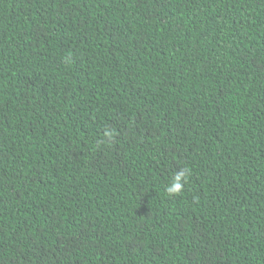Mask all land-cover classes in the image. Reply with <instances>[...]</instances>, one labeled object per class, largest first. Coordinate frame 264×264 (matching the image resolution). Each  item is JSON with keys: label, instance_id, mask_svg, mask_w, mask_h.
Masks as SVG:
<instances>
[{"label": "trees", "instance_id": "trees-1", "mask_svg": "<svg viewBox=\"0 0 264 264\" xmlns=\"http://www.w3.org/2000/svg\"><path fill=\"white\" fill-rule=\"evenodd\" d=\"M0 264H264V0H0Z\"/></svg>", "mask_w": 264, "mask_h": 264}, {"label": "clouds", "instance_id": "clouds-1", "mask_svg": "<svg viewBox=\"0 0 264 264\" xmlns=\"http://www.w3.org/2000/svg\"><path fill=\"white\" fill-rule=\"evenodd\" d=\"M110 135V134H109ZM188 180V173L187 170H183L173 182L166 187V192L169 196L179 195L184 188V184L187 183Z\"/></svg>", "mask_w": 264, "mask_h": 264}]
</instances>
